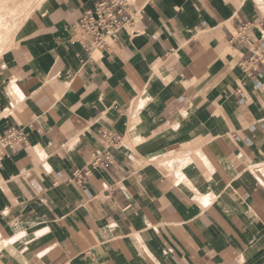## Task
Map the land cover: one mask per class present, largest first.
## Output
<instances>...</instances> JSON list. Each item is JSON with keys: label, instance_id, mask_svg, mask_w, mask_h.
I'll use <instances>...</instances> for the list:
<instances>
[{"label": "crops", "instance_id": "0c3cea01", "mask_svg": "<svg viewBox=\"0 0 264 264\" xmlns=\"http://www.w3.org/2000/svg\"><path fill=\"white\" fill-rule=\"evenodd\" d=\"M103 1L43 0L0 57L29 139L0 143V264H264V0H132L91 54Z\"/></svg>", "mask_w": 264, "mask_h": 264}, {"label": "built area", "instance_id": "2783aa9c", "mask_svg": "<svg viewBox=\"0 0 264 264\" xmlns=\"http://www.w3.org/2000/svg\"><path fill=\"white\" fill-rule=\"evenodd\" d=\"M140 12L141 8L133 4L132 0H105L86 11L78 26L91 36L89 52L92 54L95 50H110L111 44L119 39L125 27L135 24ZM112 141H119V138H113ZM0 143L2 147L15 143L28 144L29 139L23 129L12 127L0 135ZM1 156L2 151L0 159Z\"/></svg>", "mask_w": 264, "mask_h": 264}, {"label": "bare ground", "instance_id": "6f19581e", "mask_svg": "<svg viewBox=\"0 0 264 264\" xmlns=\"http://www.w3.org/2000/svg\"><path fill=\"white\" fill-rule=\"evenodd\" d=\"M15 1L16 0H0V53H1V55H2V52L4 53L9 48H11V46L14 44V40H15L14 39L15 38L14 33H16V32H13L14 28L16 27L17 28L16 31L18 32V30H20L23 27V25L25 24L26 21H25V19L24 20L22 19L23 18L22 16L25 14L26 17H24V18L28 19L29 16L31 15V12L34 9V6L35 5L39 6V4H37L38 1L40 3V0H20V3L22 1V4H20V3L19 4L21 6L24 5L26 7L25 8L26 10L23 9V10H25L24 14L22 13L23 10L21 12L22 15L20 18L22 20L16 21L18 23H19V21H21V23H19L18 25H15V23L13 22V20H15V17H14L15 11H14V9L11 11L12 6L15 5ZM21 6H19V7H21ZM19 10H21V9H19ZM17 15H18V13H17ZM20 18L18 17V19H20Z\"/></svg>", "mask_w": 264, "mask_h": 264}, {"label": "rangeland", "instance_id": "374dc122", "mask_svg": "<svg viewBox=\"0 0 264 264\" xmlns=\"http://www.w3.org/2000/svg\"><path fill=\"white\" fill-rule=\"evenodd\" d=\"M16 1H17V0H16ZM16 1H15V5L12 6L11 11L14 9V11H15V12H14V13H15V14H14L15 20H13V22L15 23V25H18L19 23H21V21H19V23H18V22H16L17 20H22V19L24 20V19H25V21H27L28 19L24 18V17H26L25 14H24V11L26 10V9H25L26 7H25L24 5H23V6L20 5V4H22V1H21V3H20V0H18L17 2H16ZM42 1H43V0H40V3H39V1H38L37 4L40 5ZM19 3H20V4H19ZM19 6H21V7H19ZM15 7H16V8H15ZM32 7H33V6H32ZM37 7H38V5H35L33 11H34ZM18 8L21 9V10H19ZM23 9H25V10H23ZM17 10H18V11H17ZM22 10H23V12H22ZM33 11L31 12V14L33 13ZM21 12L24 14V15L22 16V17H23L22 19L20 18L21 15H22ZM17 13H18V15H17ZM15 15H16V16H15ZM14 17H13V18H14ZM18 17H19L20 19H18ZM16 23H17V24H16ZM16 29H17V28L15 27V28H14V31H13V32H16V33H14V36H15L14 39H15V40H16V36L18 35V33H19V31H20V30H18V32H17ZM15 34H16V35H15ZM15 40H14V43H15ZM13 46H14V44H13L11 47H13ZM9 49H10V48H9ZM5 52H6V51H5ZM5 52H4V53H5ZM4 53L2 52V55H3ZM0 55H1V53H0ZM2 55H1V56H2ZM1 56H0V57H1Z\"/></svg>", "mask_w": 264, "mask_h": 264}]
</instances>
